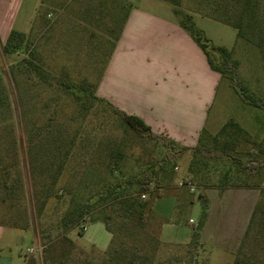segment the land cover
Listing matches in <instances>:
<instances>
[{
	"label": "rangeland",
	"instance_id": "rangeland-1",
	"mask_svg": "<svg viewBox=\"0 0 264 264\" xmlns=\"http://www.w3.org/2000/svg\"><path fill=\"white\" fill-rule=\"evenodd\" d=\"M78 1L72 0L69 17L48 16L56 23H51L41 34L30 32L24 42L25 51L16 49L5 54L0 41V95L3 97L0 133L10 132L17 142L16 146L10 144V135L6 136L0 143V154L6 165L20 169L23 182V200H12L11 206L0 201V223L8 227L7 245L0 250V264H128L123 258L114 259V248L122 250L125 259L132 257V264H234L236 257L246 259L249 264L256 259L259 264H264V172L252 177L249 185L235 186L225 182L226 187L232 188L222 196L217 194L222 185L208 187L215 188L209 193L202 192L201 187L190 192L177 186L179 178L189 177V150L181 154L176 161L177 169L174 166L170 173L167 171L169 162L163 163L166 156L163 138L139 136L111 112L106 105L111 102L107 99L102 98L103 103L91 97L79 104L72 94L60 89L59 79H62L70 85L84 86L100 97L97 85L126 9L133 3L178 19L173 2L85 0L79 7ZM206 1L214 0H177V7L191 14L193 25L208 46H221L231 52V57L238 63L240 82L251 91L264 93V53L238 37L233 26L205 16L211 11L206 7ZM34 2H19L15 28L22 26ZM260 8L264 25V0H261ZM23 58H31L48 74L35 77V72L29 74L24 66L16 71L15 65ZM210 96L204 128L214 133L227 120L233 119L248 133L239 138L238 149L251 150L253 158L264 159V145L253 144V140L260 141L264 136V107L244 103L226 76L217 79ZM48 118L52 120L51 129L44 133L42 130L41 136L38 134L37 144L30 151V134L37 133L48 123ZM33 126L36 128L32 129ZM66 135L69 155L56 180L54 195L48 199L40 217L43 225L52 228L50 234L54 238L45 248L37 236L32 182L36 179L35 173L43 168L45 153L55 152L60 146V138ZM109 138L122 151L114 173L118 177L100 169L108 160L104 159L105 153L99 155L96 149ZM240 157L242 161L250 158ZM160 163L165 170L158 187L154 171ZM54 164L56 168L57 162ZM142 177H150L147 178L150 183L149 191L144 192L146 203L139 206L137 201L142 198L138 180ZM38 179L48 181L49 177L37 176ZM117 182L125 185L120 198L108 199L106 204L96 201L97 194L106 193V188ZM249 189L257 193L255 201ZM159 190L161 196H157ZM167 191L177 193L181 200L177 202L169 194L162 195ZM72 192L91 206L83 208L82 227L79 224L64 235H58L60 230L55 229L56 221L69 206ZM121 200L134 206L122 227L117 216L123 205ZM204 203L206 214L207 209L210 210L204 234L206 243L193 249L190 237L202 217ZM12 214L19 219L25 217L28 226L9 225ZM106 217L113 236L105 226ZM92 218L95 220H90ZM239 240L236 251H232ZM37 243L42 245L41 253L30 254L28 250Z\"/></svg>",
	"mask_w": 264,
	"mask_h": 264
},
{
	"label": "trees",
	"instance_id": "trees-1",
	"mask_svg": "<svg viewBox=\"0 0 264 264\" xmlns=\"http://www.w3.org/2000/svg\"><path fill=\"white\" fill-rule=\"evenodd\" d=\"M174 4L173 10L179 16L178 21L180 25L192 36V38L198 43L204 54L206 55L207 61L210 67L216 70L220 77H228L230 79V84L233 89L237 92L241 100L249 105L264 107V93L259 91H251L244 83L240 82L237 75V60L231 57V52L221 46H208L202 39L200 31L193 25L192 16L190 13L184 12L182 9L177 7V0H171ZM205 4L209 8L210 14H205L214 18L220 22L229 24L236 28L237 36L245 39L247 42L256 45L261 53H264V25L261 22V12H260V2L261 0H214L206 1ZM128 9V8H127ZM126 9V10H127ZM264 14V13H263ZM39 17V14L38 16ZM126 17V12L121 19V25ZM42 21V20H41ZM42 24V22H41ZM30 32L34 33V26ZM29 32V33H30ZM28 33V34H29ZM28 34L22 32L11 30L8 34L6 40L2 43V50L5 54H9L14 50L25 51L24 42ZM22 46L24 49H22ZM21 66L30 73L35 72V77L45 76L48 73L37 65L31 58H23L21 63L15 65L16 71L21 70ZM31 85V84H30ZM33 85V84H32ZM31 85V86H32ZM59 86L65 93H69L75 98L77 103H84L91 97L103 102L101 97L91 94L90 90L81 85H70L65 80L59 79ZM3 101V97L0 95V102ZM104 103V102H103ZM112 113H114L128 128L133 130L139 136H145L151 139L163 138V146L166 148V156L163 163L167 164L169 162L170 173H173L174 166L176 165L177 159L186 150L190 151L189 160L187 163V173L190 179L195 184L196 187H201L202 189L208 188L213 185H222V188L226 187L227 183L231 182L235 186H245L249 185L250 179L261 175L264 172V159H256L252 157L253 152L251 150L241 151L238 149L239 138L242 135H248L246 131L233 119L227 120L216 132L212 133L202 128L198 134L197 142L192 147H186L176 143L171 138L167 137L162 133H155L151 128L146 125L139 117L131 114H127L118 107L111 103H106ZM52 120H49L46 125H43L38 132L29 136L28 144L30 151L33 150L34 144H37L40 136L45 131L51 129ZM36 127H32L35 129ZM59 128V127H58ZM10 135V144H17L16 139L11 135L10 132L0 133V143L3 142L6 136ZM38 136V139H37ZM58 140V139H57ZM68 137L62 136L60 138V146L55 152L45 153V163L42 164L43 168L37 171V176H48V181L36 180L32 182L33 197L35 198V217L37 218V236L44 242V247L47 248L49 242L53 239L51 238V227H46L41 223L40 217L41 213L48 201V199L54 195V186L56 180L64 168V164L68 158L70 145L68 143ZM253 144L264 145V136L260 141L253 140ZM99 155L105 153L104 159L108 161L104 163L100 169L110 172L112 176L118 177V174H114L118 169V160H120L122 151L117 148L115 142L111 138L104 141L102 146L98 149ZM1 152V149H0ZM250 156L246 161H242L240 156ZM100 157V156H99ZM252 157V158H251ZM37 159V158H36ZM31 161H35L32 156ZM57 162V167L54 168V163ZM165 170L164 165L160 163L159 167L154 171L155 184L159 187L161 185V177L163 178V171ZM152 172L150 174L152 175ZM47 173V175H46ZM150 176V175H149ZM35 178V177H34ZM150 178V177H147ZM146 177H142L138 180L140 198L141 194L145 191H149V181ZM39 181V182H38ZM106 188V193L97 194L96 201H102L106 204L108 199L119 197L125 190L124 183L113 184L109 189ZM105 189V188H104ZM23 182L20 178V169L16 166H9L4 163L3 155L0 154V201L4 202L7 206H11L12 200L19 201L22 198L23 193ZM157 196H161V191L157 192ZM201 198V194L198 195ZM260 196V195H259ZM11 200V201H8ZM146 199L138 200L137 204L139 206L145 205ZM122 208L119 210L117 215L119 218L120 227L126 222V217L131 213L134 206L133 203H128L125 200H121ZM91 206L87 200L83 203L82 199H79V195L71 193L69 199V206L63 211L61 217L56 221L55 229L60 230L58 235H64V233L73 226L81 225L82 221L85 219L83 212ZM84 208V210H83ZM206 205L203 204L202 217L198 221L197 225L190 237V246L195 249L202 245L200 240V232L204 223V218L206 216L205 212ZM26 214L24 213V216ZM143 216H145L143 214ZM253 217V215H252ZM251 217V219H252ZM21 218V217H20ZM108 217H106L105 226L110 231L113 236V232L108 225ZM12 214L10 217L11 226L27 227L28 221L25 217L19 219ZM250 219V220H251ZM90 220H95L94 218ZM142 222L144 218L141 217ZM79 229V233H81ZM57 235V236H58ZM56 236V237H57ZM55 237V238H56ZM121 252V253H120ZM114 259L119 260L123 258L128 264H132V257L126 258L122 256V250L114 248ZM29 264V263H28ZM234 264H249L244 258H237L234 260ZM251 264H259L258 259L253 260Z\"/></svg>",
	"mask_w": 264,
	"mask_h": 264
},
{
	"label": "crops",
	"instance_id": "crops-1",
	"mask_svg": "<svg viewBox=\"0 0 264 264\" xmlns=\"http://www.w3.org/2000/svg\"><path fill=\"white\" fill-rule=\"evenodd\" d=\"M20 1L0 0L2 43L12 29L28 34L32 24L34 34H41L51 23H56L48 16L69 17L72 12L69 9L73 7L72 0H35L22 26L15 28ZM84 1L79 0L78 6L82 7ZM217 79H220L219 73L210 67L206 55L178 19L131 3L113 38L96 91L125 113L139 117L153 132L192 147L206 124V107ZM230 188L217 189L218 196ZM211 190L215 188H204L202 192ZM249 190L255 201L257 193ZM165 194L177 202L181 200L173 191L162 195ZM209 212L208 208L200 232L202 244L206 243L204 234ZM6 228L0 223V250L7 245ZM239 242L232 251H236Z\"/></svg>",
	"mask_w": 264,
	"mask_h": 264
},
{
	"label": "built area",
	"instance_id": "built-area-1",
	"mask_svg": "<svg viewBox=\"0 0 264 264\" xmlns=\"http://www.w3.org/2000/svg\"><path fill=\"white\" fill-rule=\"evenodd\" d=\"M177 167H175L176 169ZM177 186L178 187H182V188H186L188 189L190 192H193L196 188L195 184L192 182V180L190 179V177H185V178H179L177 181ZM142 198H145V193L141 194ZM191 221V220H190ZM42 251V245L40 243H37L35 246L31 247L28 252L30 254L32 253H41Z\"/></svg>",
	"mask_w": 264,
	"mask_h": 264
}]
</instances>
